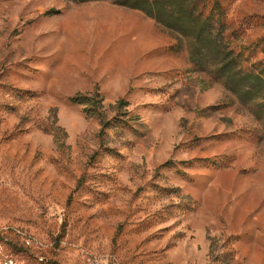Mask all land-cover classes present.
<instances>
[{
	"label": "rangeland",
	"instance_id": "374dc122",
	"mask_svg": "<svg viewBox=\"0 0 264 264\" xmlns=\"http://www.w3.org/2000/svg\"><path fill=\"white\" fill-rule=\"evenodd\" d=\"M223 3L231 47L264 59V0ZM94 92L118 120L101 136L69 101ZM0 245L17 264H264L263 127L138 11L0 0Z\"/></svg>",
	"mask_w": 264,
	"mask_h": 264
},
{
	"label": "trees",
	"instance_id": "16d2710c",
	"mask_svg": "<svg viewBox=\"0 0 264 264\" xmlns=\"http://www.w3.org/2000/svg\"><path fill=\"white\" fill-rule=\"evenodd\" d=\"M74 3L109 1L116 6L138 11L184 43L193 68L218 83L245 107L264 130V59L249 62L243 50L231 47L226 8L223 0H68ZM264 53V50L262 51ZM85 107L88 117L97 118L100 136L117 119H107L98 92L69 99ZM125 103L120 100L117 107Z\"/></svg>",
	"mask_w": 264,
	"mask_h": 264
},
{
	"label": "built area",
	"instance_id": "2783aa9c",
	"mask_svg": "<svg viewBox=\"0 0 264 264\" xmlns=\"http://www.w3.org/2000/svg\"><path fill=\"white\" fill-rule=\"evenodd\" d=\"M24 243L26 246H32V242L28 238L24 239ZM40 260L42 261V258H40ZM0 264H17L16 261L11 256L3 253L1 245H0ZM90 264H103V262L101 260L95 259L91 261Z\"/></svg>",
	"mask_w": 264,
	"mask_h": 264
}]
</instances>
